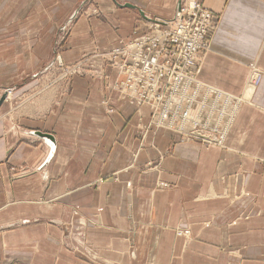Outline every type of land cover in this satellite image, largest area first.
<instances>
[{"label": "crops", "instance_id": "obj_1", "mask_svg": "<svg viewBox=\"0 0 264 264\" xmlns=\"http://www.w3.org/2000/svg\"><path fill=\"white\" fill-rule=\"evenodd\" d=\"M85 1L0 0V264H264V0H199L217 24L196 77L239 95L263 71L225 149L163 128L141 138L149 109L111 89L100 56L68 90L46 86L63 25L72 64L179 0H93L98 15L73 18Z\"/></svg>", "mask_w": 264, "mask_h": 264}, {"label": "built area", "instance_id": "obj_2", "mask_svg": "<svg viewBox=\"0 0 264 264\" xmlns=\"http://www.w3.org/2000/svg\"><path fill=\"white\" fill-rule=\"evenodd\" d=\"M191 1L182 0L173 21L149 19L143 33L135 35L123 50H113L112 60L123 76L120 82L123 95L128 94L140 103L152 102L158 109L154 125L164 124L180 134L188 124L197 131L208 128L218 133L219 125L211 124L217 100H212V108L205 115L202 106L196 110H201L196 119L188 118L192 104L198 103V93L203 90L196 84L194 70L201 52L208 49L215 27L213 13L196 0ZM257 81L255 78L254 82ZM161 98L162 103L154 102ZM203 98L209 100L205 92ZM205 140L212 142L209 137Z\"/></svg>", "mask_w": 264, "mask_h": 264}, {"label": "rangeland", "instance_id": "obj_3", "mask_svg": "<svg viewBox=\"0 0 264 264\" xmlns=\"http://www.w3.org/2000/svg\"><path fill=\"white\" fill-rule=\"evenodd\" d=\"M181 2H182V0L178 1V6L180 5ZM196 2H198L202 6H204L199 0H196ZM175 12H176V9L174 11V14H175ZM98 14H99V9L95 5H93V0H86L83 4H81V6H79L78 10L73 14V18H75L77 16H81V15L91 16V15H98ZM174 14L171 18L165 19V20L173 21L174 20ZM213 17L215 18V27L210 34L209 46H208V49L202 51L200 54L199 61H198L197 65L195 67V70H194V77H196V72H197L198 67L201 63L203 54L207 50H209V48H210V39L214 33V30H215L216 24H217V16L214 13H213ZM158 19H161V18H158ZM71 22L67 23L65 25L62 24L63 26L61 25L62 27L59 28L57 36H55V42L53 44V52L51 53V55L48 59L49 61L44 66V68L42 70L43 72L39 73V74L45 73V75L47 77L46 86L49 87V86L55 85L56 83H61L62 88L66 89L69 86V81H70L71 77H73L75 75H81V74H84L87 72L85 69L86 59L88 60L91 57L100 56V58L103 59L104 61H106L111 67L116 68L118 78L110 86H111V89H115L117 92H119V94L121 93L123 95V93H125V92L122 90V87L120 86V82L123 79V76L119 73V70H118L117 66L115 65L116 64L115 61L112 60L113 50L114 51L115 50H119V51L123 50L126 47V45L128 44V42L131 41L135 37V35H138V34H141L144 32V29H146L145 27L149 25L148 23L150 21L148 19H146V20L135 22V26H134L135 28L133 29L131 35L128 36L127 38L119 39L117 44L114 45L113 47H111L110 49L103 50V51H98V50L92 49L91 51L83 54L78 61H76L72 64H66L62 60V57L60 55V51H61L62 42L69 35ZM262 76H263V71L260 70V68H258L257 66L253 65L250 67V69L248 71V77H247V80L245 82V85H244V88H243V91L241 94L235 95V94H231L229 92L223 91L219 88H216L218 90H221L222 95H221V98L216 99L218 102H217L216 111L212 115V118H211V120H212L211 124L212 125H219V132L218 133L212 132L208 128L200 129L199 131H197V129L195 127H193V125H191V124H188L185 126V128L183 129L184 133H182V134H180V132L177 133L178 130H175V129H171V132L177 134L180 141H185V142L186 141H194V142H198V143L202 144L204 147L213 146V147L225 149V141L227 138V134L229 133V131L233 127V125L236 121V118L238 116L237 114L239 113L241 107L245 104H252V102H253L252 97H253V94H254L257 86H258V84H256L254 82V79L258 78V80H260ZM207 85H209V84H207ZM203 86H204V88H206L205 85H203ZM209 86H211V85H209ZM211 87H213V86H211ZM213 88H215V87H213ZM250 89H251L252 93H249ZM66 90H68V89H66ZM10 91H11V88H8V89L5 88L3 90V101L6 99V96L9 94ZM204 92H205V90H201L198 93V96H197V102L198 103H194L191 106L192 107L191 111H189V114H188V118L190 120H194L197 118L198 113L201 111V110H199L198 112L196 111L198 109V107L201 108L203 106V108H204L203 109L204 110L203 115H205L206 112L212 108L211 103H212L213 98H209L208 101H205V99L203 98ZM206 94H208L207 91H206ZM124 98H127L128 100H130L133 103L137 112L139 111V108L141 106H146L149 109V120L145 124V126L143 127L144 133L142 134L141 138L144 137L146 130H150L151 128H158L159 127V125H157V124L154 125V123H153V120L155 118L154 114L158 113V109L155 110L156 108L154 106H152V102L140 103L136 99L130 97L128 94H126L124 96ZM156 101H158L159 103H162L163 98H161L160 100L154 99V102H156ZM202 102H204V105H202ZM103 104L106 107V111L108 113L113 112V107L108 104L107 100H104ZM169 114L170 113H168V115ZM177 124H179V122H177ZM161 125L163 127H166L164 124H161ZM188 131H191V133L186 134V132H188ZM206 137H209L212 140V142L209 143L208 141H206L205 140ZM165 153H167V151ZM160 159H161V157L158 160H160ZM147 167L148 168H151V167L156 168L157 163L149 162V163H147ZM240 173L242 174L243 171H240ZM175 234L177 236H185L186 237V236H189V230H188V228H183V227L178 226L175 228Z\"/></svg>", "mask_w": 264, "mask_h": 264}, {"label": "bare ground", "instance_id": "obj_4", "mask_svg": "<svg viewBox=\"0 0 264 264\" xmlns=\"http://www.w3.org/2000/svg\"><path fill=\"white\" fill-rule=\"evenodd\" d=\"M188 3H191L192 1L191 0H188L187 1ZM195 78V81H196V84L199 86V87H201L203 90H205V93H206V91H207V93L208 94H206V96L207 97H209V98H213L214 100H216V99H218V98H221V95H222V93H221V90H218V89H216V88H213V87H211V86H209V85H207V84H205L204 82H202L200 79H198L197 77H194ZM203 85H205L206 86V88H204V86ZM251 91V89L249 90V93H252V91ZM212 95V96H211ZM228 99V98H227ZM231 104V103H230ZM193 105V104H192ZM235 111V110H234ZM232 119V118H231ZM230 119V120H231ZM231 123V122H230ZM158 128H164V129H167V130H169V131H171V128H168V127H163L162 125H159V127ZM176 130V129H175ZM176 132V131H175ZM178 133V132H177Z\"/></svg>", "mask_w": 264, "mask_h": 264}, {"label": "water", "instance_id": "obj_5", "mask_svg": "<svg viewBox=\"0 0 264 264\" xmlns=\"http://www.w3.org/2000/svg\"><path fill=\"white\" fill-rule=\"evenodd\" d=\"M3 101V96L0 98V104H1V102ZM39 135H44V136H48L47 134H41V133H39V132H37Z\"/></svg>", "mask_w": 264, "mask_h": 264}]
</instances>
